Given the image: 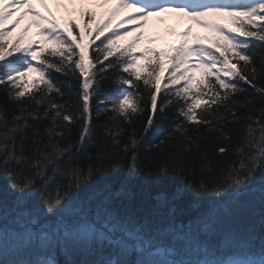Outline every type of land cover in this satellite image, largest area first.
Returning <instances> with one entry per match:
<instances>
[{
	"label": "snow or ice",
	"instance_id": "6c2138e0",
	"mask_svg": "<svg viewBox=\"0 0 264 264\" xmlns=\"http://www.w3.org/2000/svg\"><path fill=\"white\" fill-rule=\"evenodd\" d=\"M39 2L47 8L45 0ZM97 2L105 8L112 0ZM124 9L134 11L112 25L113 17ZM48 11L45 15L32 0L0 4V86L16 105L13 111L19 112L9 121L7 107L0 105V173L7 181L0 186V264H264V86H257L264 76V52L257 51L264 49V0H115V5L106 9L105 19L96 21L95 12L82 11L88 20L78 33L73 29H80V25L73 18L62 26ZM16 12L20 15L6 25ZM162 13L194 21L212 34L194 32L189 24L179 33V42L167 49H147L137 54L134 46L143 32L126 45H116L128 35L123 28L125 21L142 26L149 16ZM29 14V25L15 40H8L12 29ZM89 21H96L95 28L88 26ZM33 24L39 40L22 44L23 34ZM93 32L95 40L86 43L85 33L91 37ZM95 41L99 45L94 62L88 48ZM148 51L156 53V65L161 70L160 56L167 57L173 69L163 85L167 94L159 104L160 73L155 68L137 70L138 61ZM190 57L196 60L192 62ZM149 67L150 57L141 65L142 69ZM195 67L204 72L193 84L189 69ZM112 70H117L120 90L95 106L97 115L107 111L101 107L105 101L129 124L147 110L143 127L147 136L157 113L163 115L166 106L175 105L177 121L183 118L197 132L205 128L201 140L214 135L217 142L232 143L231 154L238 159L228 163L229 148L219 146L213 154L222 159L214 165L207 152L199 155L202 145L178 122L173 132L180 134L183 143H177V155L180 150L184 155L179 162L161 167L159 177L185 179L186 171H194L196 159L202 171L212 172L218 167L220 174L210 182H189L171 193L158 190L152 197L154 208L138 215L131 206L133 189L146 184L147 179L140 180L146 176L137 154L143 137L137 139L135 128L130 143H125L119 138L123 128L116 131L117 124L105 125L103 144L88 153L87 167L73 160L75 152L86 150L93 142L91 101L99 87L97 74ZM29 72L38 75L33 85L44 86L38 89L40 99L23 83ZM53 72L77 81H66L69 94L78 90L81 103L76 112L65 107L68 101L57 103L53 99L52 93L61 99L65 96ZM242 84L255 89V93H247ZM257 94L261 106L254 110ZM33 103L45 105L43 115L38 109L31 110ZM46 118L51 123L44 132L29 123V119ZM61 118L67 123L59 124ZM112 119L116 121L115 116ZM76 123L80 128L78 140L73 142L71 126ZM29 140L32 144L26 149ZM191 152L198 155L186 163L184 157ZM120 153L124 156L116 161ZM106 160L124 170L116 185L109 181L110 164ZM189 194L191 211L182 213L177 202ZM256 206L262 231L256 225L240 227L235 218Z\"/></svg>",
	"mask_w": 264,
	"mask_h": 264
},
{
	"label": "trees",
	"instance_id": "16d2710c",
	"mask_svg": "<svg viewBox=\"0 0 264 264\" xmlns=\"http://www.w3.org/2000/svg\"><path fill=\"white\" fill-rule=\"evenodd\" d=\"M91 11V10H88ZM95 12V11H92ZM86 20L88 18L85 16L83 18V28L85 25ZM98 17L96 15V21H98ZM96 21H89L88 26L90 28H95ZM74 33H78L80 29H73ZM22 33L21 29L12 31V34L10 37H7L8 40H15L18 35ZM91 38L95 40V33L93 32ZM103 39V38H101ZM30 40V36L27 34H23V39L21 40L22 44L27 43ZM99 45V41H96L93 43V46L90 50V57L95 62V57L97 55L95 49ZM116 45H114V48ZM258 52H264V49L257 48ZM45 56L48 54L45 53ZM118 55V53L116 54ZM151 62L152 67H149L147 69H143L142 72L152 71L153 68H155V71L160 73L161 76V92L158 94V104L162 102L163 98L167 94V90L164 89L163 85L167 83V77L169 76L170 72L173 70L170 67V64L166 66V70H164V60L160 56L159 60L163 64V70L159 66L156 65L157 55L153 53L151 55ZM110 60L113 59V57L109 58ZM235 62V61H233ZM107 63V61H105ZM148 63L145 62L144 64ZM259 65V61H257V66ZM117 70H112L105 72L103 74H97L96 79L99 81V87L96 92L95 99L91 101L93 105V120L95 123V129H94V138L91 145L84 151L75 152L73 154V160L77 162H81L85 168L87 167L88 160L87 155L88 153H94L96 150V146L98 144H103L104 138H105V132H104V126L108 125L109 127H112L113 124H117L118 127L115 129L116 131H119V128H123L124 131L120 134V139L125 143H130L129 137L133 133V128H135L137 133V139L141 140L140 146L137 149V154L140 157L144 173L146 176L140 177V180L147 179L146 184H138L137 187L133 189L134 196L131 200V206L137 210L138 215H143L146 211H151L154 208L155 201L152 199L153 195L156 191L164 189L171 193L175 188H185L189 182H191L193 185H197L201 179L208 180L209 182L215 179L219 174L221 169L220 168H214L212 172H204L200 169V161L199 159H196L194 162V171H186L184 176L185 179H169L168 177H159L158 170L161 167L168 166L172 164L173 162H179L180 157L184 155L182 150H180V154L177 155L178 149L176 147L177 143L180 144L183 143L180 134L174 133L173 129L176 127V124L178 122L184 124L185 127L188 128V135L193 138V140L196 141L197 144H201L202 147L199 151V155H203L205 152L208 153L210 159L212 160L213 164H216V161L221 160L222 158L218 155H214L215 149L219 146H226L229 148V156L226 158L228 163H231L233 160L238 159L237 157L232 156L231 149L233 147L232 143L227 142H217L215 141L214 135L212 136V139H209L207 141L201 140L200 134L205 133V128H200L199 132H197L188 122L183 121V118L180 119V121H177L176 119V106L175 105H169L166 106V111L161 115L160 113H157V118L154 124V127L152 131L145 136L143 133V127L147 119L148 112L147 110L140 116H138L132 124H129L127 122H124L122 118L115 112L111 110L112 105L109 101H105L104 104L101 105V107H106L107 111L100 112L99 115H97V109L96 105L100 101H104L105 97L107 96H113L115 94H118V91L120 90L119 85V78L116 75ZM164 71V72H163ZM123 75L127 76L128 74L124 73ZM53 76L56 79V81L59 82L62 91L65 92V96L61 99L56 97L55 93H52L53 99L56 100L57 103H63L64 101H68L69 103L65 105L66 108H70L71 111L76 112L77 106L81 103L78 95V90H73L71 94L68 92V86L66 81L72 80L73 83H77L74 77L71 76H65L61 73L53 72ZM203 76V73L200 75H197V77L194 80V84L196 80L200 79ZM23 83L26 84V79L23 78ZM242 87L246 88L247 93H255V89L250 87L247 84H242ZM257 86H264V76L259 78V82ZM42 83H37L33 85L30 90L32 92H37L36 99H40V95L38 94V89L43 88ZM128 87V86H124ZM141 88H143V84L141 82ZM134 91V90H133ZM204 91H207V89H204ZM144 97L148 96L147 92L142 93ZM168 98L174 99L171 95H168ZM243 99V97H241ZM0 105L6 106L8 109L6 118L10 121L11 117L13 115H18L19 112L13 111V109L16 108V105L11 103L7 96H6V89L2 86H0ZM147 105V101H145V107ZM260 105V98L258 94L256 95V102L252 105L253 109L259 108ZM45 105L37 106L34 103L31 105V110L35 111L38 109V114L43 115ZM223 111V109H221ZM54 114V111H53ZM64 114H68L65 112ZM27 115V113H25ZM116 117V121L114 122L112 117ZM30 124H36L41 132H44V129L47 128L51 121L49 119H43V120H32L29 119ZM59 124H64L67 122L62 121V118L58 120ZM243 123V122H241ZM237 130H239V125L235 126ZM73 136L72 140L73 142H76L78 140V132L80 128V123H76L75 125L71 126ZM57 131H60L61 129L58 127L56 129ZM169 133H172L171 136H169ZM235 135V133H232ZM29 135H32V132H29ZM164 141L163 144L160 142ZM45 143H47V135L45 134ZM32 142L29 140L25 143V148L30 149ZM107 150V149H106ZM25 154H28V151L25 152ZM198 154L196 152H191L187 156L184 157L186 163H191L193 161V158L197 156ZM124 156L123 153H120L115 156V160L119 161L121 157ZM125 159L127 157L125 156ZM105 163H109V181L116 185L119 182V178L124 175L123 169H117L113 166H111L110 161H104ZM226 168V165H225ZM7 181L3 178V173H0V186L6 185ZM190 204V194L189 197L178 201L177 207L181 210L182 213H188L191 211L189 208ZM259 207L256 206L255 208H250L247 210L242 211L240 215H238L235 219L237 224L242 228H247L252 225H256L258 231H262V229L259 228L258 221H259ZM255 213V214H254ZM157 219H162V217H156ZM183 218V216H181ZM61 260H63V257H60Z\"/></svg>",
	"mask_w": 264,
	"mask_h": 264
},
{
	"label": "rangeland",
	"instance_id": "374dc122",
	"mask_svg": "<svg viewBox=\"0 0 264 264\" xmlns=\"http://www.w3.org/2000/svg\"><path fill=\"white\" fill-rule=\"evenodd\" d=\"M35 7H37L41 12L45 15L49 14V9L51 10V14L55 16L56 20L62 25H67V21L69 18L76 19L77 13L80 11L81 8L86 6L87 3L92 4L93 6H97V0H74V2H69V0H45L47 4V8H45L39 0H32ZM6 3V0H0V4ZM115 3V0H112V3L105 6V8H99L103 12L101 16L104 18V14H106V9L111 8L112 5ZM67 5L65 8L63 5ZM71 6L75 8V15L68 13ZM21 12L24 9L20 10ZM134 10L132 9H124L117 13L112 20V25H115L119 20L123 17L127 16L128 14L132 13ZM20 15V12L14 13L8 20V24L10 25L12 20H14L17 16ZM32 17L31 14L26 15L23 20H21L20 24L17 25L15 28L24 29L25 26L29 25ZM230 23V22H229ZM189 24L192 25L193 31L200 33L201 35H211V31L207 28L201 27L199 24L195 23L194 21H189L187 19H180L173 13H162L159 15H152L149 16L147 22L142 26L138 24H133L125 21L123 28L128 30V35L123 36L120 40H118L117 44L129 43L132 38L139 32H143V36L139 40L138 43L135 44L134 48L137 54L141 52H145L147 49H167L170 48L172 45L177 44L180 40L179 33L186 28ZM232 27H239V25H230ZM14 28V29H15ZM135 29V30H133ZM33 34L32 40H39V36L37 35L38 29L33 24L29 28L26 34ZM107 34V33H106ZM207 43V42H206ZM150 52V53H149ZM147 56H150L151 51L146 52ZM146 58H141L137 63V70L142 71L141 65H144V61ZM196 60L195 57H190V61L194 62ZM168 58L164 57V62L168 63ZM203 69L199 67L190 68L189 74L193 77V84L194 80L197 75L203 73ZM26 83L29 88L33 86V81L38 79L37 73L29 72L25 77ZM183 84V82H182Z\"/></svg>",
	"mask_w": 264,
	"mask_h": 264
}]
</instances>
